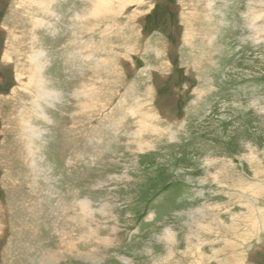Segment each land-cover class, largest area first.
<instances>
[{
    "label": "rangeland",
    "instance_id": "obj_1",
    "mask_svg": "<svg viewBox=\"0 0 264 264\" xmlns=\"http://www.w3.org/2000/svg\"><path fill=\"white\" fill-rule=\"evenodd\" d=\"M22 3L0 0V264H264V0H59L36 28ZM33 45L54 104L23 87Z\"/></svg>",
    "mask_w": 264,
    "mask_h": 264
},
{
    "label": "bare ground",
    "instance_id": "obj_2",
    "mask_svg": "<svg viewBox=\"0 0 264 264\" xmlns=\"http://www.w3.org/2000/svg\"><path fill=\"white\" fill-rule=\"evenodd\" d=\"M58 1L59 0H25V3H22V6H24V7H28V8H32L31 10H32V12H33V14H31V11H29L30 12V14H28V15H30L29 16V18H31V20H32V25L36 28L37 26H42V25H45L46 24V22L44 21V20H42V19H39L38 17H37V15L39 14V15H41V16H43L42 18H44V17H59V15L58 14H56L55 12H54V10L52 11V8H53V5L54 4H57L58 3ZM61 2L63 1V0H60ZM66 0H64V2H65ZM112 0H94V4H97V3H99V7H106L107 8V4H108V7H110V5H109V3L111 2ZM117 1H119V3H120V0H117ZM127 1H129V0H127ZM85 3V2H84ZM126 3V2H125ZM128 3V2H127ZM138 3V2H137ZM86 4V3H85ZM27 5V6H26ZM60 5V4H59ZM84 6V5H83ZM82 6V7H83ZM251 6V5H250ZM124 7V6H123ZM19 8H20V6H19ZM33 9H36V10H33ZM96 9V8H95ZM85 10H88L89 11V9H85ZM84 10V11H85ZM88 11H87V13H88ZM94 11V10H93ZM103 11V10H102ZM101 11V12H102ZM123 11H124V9H123ZM76 12V11H75ZM98 12V11H97ZM97 12H93L92 14H88L87 15V13L85 12V14L84 13H80V12H77V13H75V16H74V19H72L73 21H75L76 22V24L75 25H73V27L74 26H78V24L81 22H84L85 23V21H86V18H87V16H90V17H98L99 18V16H97ZM122 12V11H121ZM107 13H108V11H107ZM36 14V15H35ZM110 14V13H109ZM62 15V14H61ZM103 15V14H102ZM105 15V14H104ZM106 16V15H105ZM107 16H109V15H107ZM37 17V18H36ZM102 17V16H101ZM109 18V17H108ZM107 18V19H108ZM61 19V18H60ZM107 19H106V21H107ZM89 20V19H88ZM95 20H97V19H95ZM92 21V20H91ZM90 21V22H91ZM101 22H102V20H101ZM103 23V22H102ZM47 24H50L51 26H53V27H55V31H56V29L58 28H56V25L55 24H53V23H47ZM49 25V26H50ZM86 25V24H85ZM111 25V24H110ZM94 26V25H93ZM82 27V26H81ZM87 27V26H86ZM112 27V26H111ZM75 28V27H74ZM89 28V27H88ZM77 29V28H76ZM83 29V28H82ZM137 29V28H136ZM42 30V29H41ZM54 30V29H53ZM80 30V29H79ZM78 30V31H79ZM36 31V30H35ZM98 31V30H97ZM80 32V31H79ZM82 32V31H81ZM86 33V32H85ZM13 34V33H12ZM15 34V33H14ZM55 34V33H54ZM123 35V34H122ZM117 36V35H116ZM16 37V36H15ZM142 37V36H141ZM98 38V37H97ZM18 39V38H17ZM108 40V39H107ZM74 41V40H73ZM72 41V42H73ZM76 41H77V39H76ZM80 42V41H79ZM71 43V42H70ZM34 44H35V42H34ZM135 44V43H134ZM72 45V44H71ZM73 45H74V43H73ZM37 46V45H36ZM31 47H33V54H31L29 57H28V62H29V65H30V70H31V74L28 76V78H27V82H26V86H23L24 88L25 87H30V88H33L34 87V89L37 91V96L38 97H41V98H46V99H49V100H52V103L53 102H57L58 100H61L62 98H61V91H59L57 88H51V87H47L48 85H49V82L50 81H48L47 80V78L45 77V75H43V73H44V71H45V69L47 68V67H45L46 65H44V59H46L47 58V52L45 51V50H36V48L34 47V45L33 46H31ZM87 47V46H86ZM84 48V47H83ZM99 48V47H98ZM85 49V48H84ZM83 50V49H82ZM20 51V50H19ZM31 51V52H32ZM76 51V50H75ZM73 53V52H72ZM18 54V53H17ZM29 55V54H28ZM58 55V54H57ZM76 55H78L77 53H76ZM75 55V56H76ZM24 59V58H23ZM99 59V58H98ZM21 62V61H20ZM19 63V62H18ZM23 64V63H22ZM102 64H104V63H102ZM18 65V64H17ZM26 65V64H25ZM23 67V66H22ZM25 67V66H24ZM28 69V70H29ZM99 69V68H98ZM148 71V70H147ZM150 71H151V69H150ZM87 73V72H86ZM19 78H18V80L20 79V82H23L24 83V81L22 80V75H19L18 76ZM26 77V76H25ZM17 78V77H16ZM51 78V77H50ZM53 78H55L54 76H53ZM24 79V78H23ZM17 80V79H16ZM51 84V83H50ZM84 84V83H83ZM83 84H82V86H80L81 88L80 89H84L83 88ZM85 86V85H84ZM29 91V90H28ZM84 92V91H83ZM76 93V92H75ZM142 94V93H141ZM79 95H82V94H79ZM35 98V97H34ZM78 98H80V97H78ZM67 99V98H66ZM81 99H82V97H81ZM85 100V99H84ZM136 100H137V98H136ZM37 101V100H36ZM35 101V102H36ZM40 101H42V100H40ZM45 101V100H44ZM38 102H39V100H38ZM43 102V101H42ZM134 102V101H133ZM45 103V102H44ZM47 103H49V102H47ZM46 103V104H47ZM41 104V103H40ZM54 104V103H53ZM42 105V104H41ZM47 105H51V104H47ZM36 106V105H35ZM138 106V105H137ZM136 108V107H135ZM39 109H40V107H39ZM132 109H134L133 107H132ZM35 111H37L36 109H35ZM134 111V110H133ZM38 112V111H37ZM39 115H40V113H39ZM46 115V114H45ZM132 115V114H131ZM76 116V115H75ZM46 118H47V115H46ZM124 118V117H123ZM47 119H49V118H47ZM50 120V119H49ZM114 121V120H113ZM38 123V122H37ZM49 123V122H48ZM53 123V122H52ZM117 123V122H116ZM144 123V122H143ZM75 124V123H74ZM121 124V123H120ZM94 125V124H93ZM115 125V124H114ZM116 126H117V124H116ZM29 127H31V128H33L29 133L32 135H35V136H37V135H41V129H35L34 127H32L31 125L29 126ZM75 128V127H74ZM118 128V127H117ZM144 130V129H143ZM33 131V132H32ZM81 131V130H80ZM85 131V130H84ZM32 132V133H31ZM116 132V131H115ZM114 132V133H115ZM122 132V131H121ZM78 136V135H77ZM142 136V135H141ZM123 145V144H122ZM39 152V151H38ZM33 155V154H32ZM38 155V154H37ZM36 156V155H35ZM41 159H43L42 157H40ZM46 158V157H45ZM40 159V160H41ZM86 159V158H85ZM38 160V159H37ZM36 160V161H37ZM116 160V159H115ZM32 161H34V160H32ZM85 161V160H84ZM39 162V161H38ZM38 162H37V165H38ZM90 163V162H89ZM33 164H34V162H33ZM133 164V163H132ZM31 165V164H30ZM32 167V166H31ZM38 167V166H37ZM36 167V165H35V168H37ZM33 168V167H32ZM34 169V168H33ZM34 171V170H33ZM36 171V170H35ZM40 174V173H39ZM34 175V174H33ZM37 176V175H36ZM38 181V180H37ZM52 185V184H51ZM56 196V195H55ZM80 204V208L82 209V208H86V210H87V213H86V215L85 216H89L90 214H91V212H92V208L90 209V207H91V202H90V200H84V201H82L81 203H79ZM98 211V210H97ZM115 211V210H114ZM108 212V211H107ZM15 213V212H14ZM49 215V214H48ZM96 219V218H95ZM92 227V226H91ZM168 235H166V238H168L167 237ZM170 236V235H169ZM45 257V256H44Z\"/></svg>",
    "mask_w": 264,
    "mask_h": 264
}]
</instances>
